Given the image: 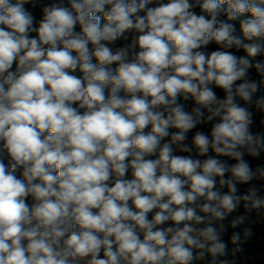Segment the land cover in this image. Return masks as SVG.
Returning <instances> with one entry per match:
<instances>
[{"label": "clouds", "instance_id": "obj_1", "mask_svg": "<svg viewBox=\"0 0 264 264\" xmlns=\"http://www.w3.org/2000/svg\"><path fill=\"white\" fill-rule=\"evenodd\" d=\"M262 88L264 0H0V264H234Z\"/></svg>", "mask_w": 264, "mask_h": 264}, {"label": "trees", "instance_id": "obj_2", "mask_svg": "<svg viewBox=\"0 0 264 264\" xmlns=\"http://www.w3.org/2000/svg\"><path fill=\"white\" fill-rule=\"evenodd\" d=\"M215 46H210V50H213ZM238 55L243 54L242 52L237 53ZM259 59V57H258ZM252 72H255L254 70ZM185 107L190 109L193 104L191 101L184 102ZM254 123L256 124V128L253 129V132H264V114L259 117H253ZM201 130H207V126L202 127ZM193 133H189V139L186 141L187 143L191 142V136ZM183 155L184 153H177ZM249 160L253 170L258 167L261 168L260 162L258 158L245 157ZM260 174L257 173L256 176ZM248 185H244L241 187V191L246 190ZM264 195V188H263ZM235 215V214H234ZM232 217H229V220ZM228 224V221H225ZM243 227H250L252 229V235L250 237H245L242 231ZM239 231L241 234V239L237 244H233L231 242V234L232 231ZM223 239L228 243L229 247V255L225 257L230 261H233L234 264H264V211L259 214L250 213L248 216V220L245 225L241 226L237 229H232L229 226L228 232L224 235Z\"/></svg>", "mask_w": 264, "mask_h": 264}, {"label": "rangeland", "instance_id": "obj_3", "mask_svg": "<svg viewBox=\"0 0 264 264\" xmlns=\"http://www.w3.org/2000/svg\"><path fill=\"white\" fill-rule=\"evenodd\" d=\"M263 93V92H262ZM261 92L257 93V95H260ZM254 112V116L256 115L257 117V114H261L263 113L264 114V111H261V110H253ZM253 131V129H252ZM259 162H260V165H261V168H264V154H262L259 158H258ZM249 186V185H248ZM247 186V187H248ZM251 186L255 187L258 191H259V194L261 195V197H264L263 195V188H264V175H261V174H258L252 181H251ZM246 187V188H247ZM264 210H254L253 214H259V213H262Z\"/></svg>", "mask_w": 264, "mask_h": 264}, {"label": "crops", "instance_id": "obj_4", "mask_svg": "<svg viewBox=\"0 0 264 264\" xmlns=\"http://www.w3.org/2000/svg\"><path fill=\"white\" fill-rule=\"evenodd\" d=\"M251 75H252V78H253V79H259V77L256 75L255 72H252ZM260 92H261L260 95H264V88H262ZM262 92H263V93H262ZM253 110L258 111L259 109L253 107ZM261 115H263V113H261V114H257V117H259V116H261ZM254 117H256V115H255Z\"/></svg>", "mask_w": 264, "mask_h": 264}, {"label": "water", "instance_id": "obj_5", "mask_svg": "<svg viewBox=\"0 0 264 264\" xmlns=\"http://www.w3.org/2000/svg\"><path fill=\"white\" fill-rule=\"evenodd\" d=\"M255 128H256V124L253 123V125H252V129H255Z\"/></svg>", "mask_w": 264, "mask_h": 264}]
</instances>
